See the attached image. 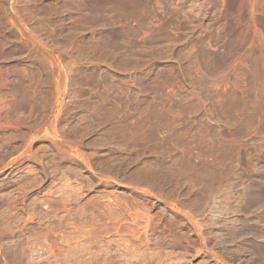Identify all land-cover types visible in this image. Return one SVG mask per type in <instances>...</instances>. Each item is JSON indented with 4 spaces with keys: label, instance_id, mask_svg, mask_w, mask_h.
<instances>
[{
    "label": "rangeland",
    "instance_id": "obj_1",
    "mask_svg": "<svg viewBox=\"0 0 264 264\" xmlns=\"http://www.w3.org/2000/svg\"><path fill=\"white\" fill-rule=\"evenodd\" d=\"M0 264H264V0H0Z\"/></svg>",
    "mask_w": 264,
    "mask_h": 264
},
{
    "label": "bare ground",
    "instance_id": "obj_2",
    "mask_svg": "<svg viewBox=\"0 0 264 264\" xmlns=\"http://www.w3.org/2000/svg\"><path fill=\"white\" fill-rule=\"evenodd\" d=\"M118 10V9H117ZM120 14V13H119ZM120 17V16H119ZM121 18V17H120ZM126 18V17H125ZM95 19V18H94ZM106 19V18H105ZM97 20H98V18H97ZM119 39V38H118Z\"/></svg>",
    "mask_w": 264,
    "mask_h": 264
}]
</instances>
